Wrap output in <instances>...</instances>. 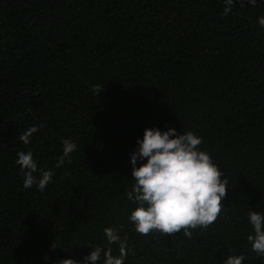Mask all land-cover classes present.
<instances>
[{
    "label": "trees",
    "instance_id": "1",
    "mask_svg": "<svg viewBox=\"0 0 264 264\" xmlns=\"http://www.w3.org/2000/svg\"><path fill=\"white\" fill-rule=\"evenodd\" d=\"M224 7L0 0V264L81 261L92 245L118 255L106 227L127 241L124 264H264L247 239L248 212L264 214V0ZM153 126L201 137L228 180L216 220L190 237L143 235L128 219L129 154ZM63 139L77 148L57 168ZM28 147L54 173L43 192L24 188L14 163Z\"/></svg>",
    "mask_w": 264,
    "mask_h": 264
},
{
    "label": "clouds",
    "instance_id": "2",
    "mask_svg": "<svg viewBox=\"0 0 264 264\" xmlns=\"http://www.w3.org/2000/svg\"><path fill=\"white\" fill-rule=\"evenodd\" d=\"M223 2L224 14H228L234 0ZM247 3L258 6V0ZM257 22L264 27V16L257 17ZM35 129L36 124L31 123L19 134L20 141L27 145ZM201 143L202 138L193 132L178 134L173 127L163 131L155 126L146 127L142 138L136 139L129 154L134 183L127 196L136 205L128 219L138 233L146 235L156 230L171 234L182 230L185 237H190L189 228H206L216 220L229 183L210 155L198 147ZM76 148L71 139H63L62 154L54 167H61ZM14 163L22 170L24 188L35 185L43 192L52 181L53 171L38 168L31 147L18 151ZM247 219L253 230L247 237L251 250L264 256V214L250 210ZM103 231L108 245L118 244V255H113L111 247L92 245L93 250L81 261L62 258L58 264H95L97 260H102V264H124L127 241L121 239L115 228L106 227ZM243 260V255H230L223 264H242Z\"/></svg>",
    "mask_w": 264,
    "mask_h": 264
}]
</instances>
